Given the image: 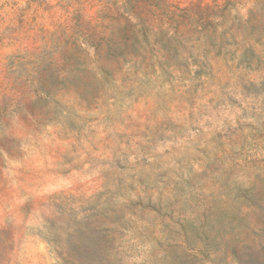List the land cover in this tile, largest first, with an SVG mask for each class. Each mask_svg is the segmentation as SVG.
I'll list each match as a JSON object with an SVG mask.
<instances>
[{"label": "rangeland", "instance_id": "1", "mask_svg": "<svg viewBox=\"0 0 264 264\" xmlns=\"http://www.w3.org/2000/svg\"><path fill=\"white\" fill-rule=\"evenodd\" d=\"M0 264H264V0H0Z\"/></svg>", "mask_w": 264, "mask_h": 264}]
</instances>
